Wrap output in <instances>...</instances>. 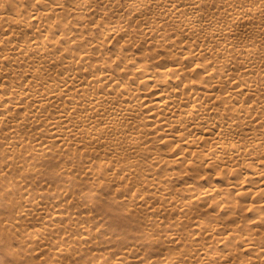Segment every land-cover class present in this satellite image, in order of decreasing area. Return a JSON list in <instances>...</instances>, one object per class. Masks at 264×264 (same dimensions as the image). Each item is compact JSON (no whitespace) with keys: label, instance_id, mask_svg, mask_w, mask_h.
Returning <instances> with one entry per match:
<instances>
[{"label":"bare ground","instance_id":"6f19581e","mask_svg":"<svg viewBox=\"0 0 264 264\" xmlns=\"http://www.w3.org/2000/svg\"><path fill=\"white\" fill-rule=\"evenodd\" d=\"M113 191L187 264H264V0H0L6 239L74 264ZM109 233L87 264H131Z\"/></svg>","mask_w":264,"mask_h":264},{"label":"rangeland","instance_id":"374dc122","mask_svg":"<svg viewBox=\"0 0 264 264\" xmlns=\"http://www.w3.org/2000/svg\"><path fill=\"white\" fill-rule=\"evenodd\" d=\"M210 178L212 181L218 182V179H215L213 177ZM130 189H132V187H130ZM132 190L130 192H132ZM105 194L106 193H104L103 198L106 197ZM111 194L112 197H115V199L111 200L110 198H108L102 200L101 204L89 203L88 206L90 207L92 212L83 210V208L87 205L85 206L76 205L72 208V210L81 209L82 215H88L90 217L89 219L90 224L92 222H98V225L94 227V230L97 231L95 235L101 239H103L102 237H104L103 243L99 242L96 245H92L91 243H88V245L90 246V253L88 255H76V257H80V258H77L76 261H74L75 262L74 264H87V262L85 261L86 259H89V263L90 262L95 263L98 262L99 260H105L107 257L106 255H109L111 257H113V255L115 257L119 256V252H118L119 250L117 249L115 243L106 241L109 238V234H110L109 230H114L118 233L124 231L127 237L126 244L131 242L134 243L136 242L135 244H137V246L135 247H137V249H134L126 254L127 259L131 264H138V263L140 264L139 260L142 259L141 252L145 255V258L151 256L150 258H148L150 260L153 258H157L158 260L163 261L164 257H168L171 258L172 260L179 259L181 261L182 259L185 258V254L188 252V250L187 249L182 250L181 251L182 255L179 258H176L177 256L176 252H178L180 249L172 245L169 242V239H166L167 233L164 231V229L163 232L162 228L160 230L156 228L157 223L161 224L162 225L161 227L168 226L169 228H171V224L169 223H173V221H175V219L174 220L172 219L174 218V216L164 215L163 217H160L156 215L154 216L150 225L142 226L141 212L136 213L135 210L133 211V214H136L137 218L139 219V222L137 223L135 221H132L128 216L124 214L123 209L126 206L127 203L126 200L128 194L126 193L127 196L126 194H124L126 199H124V197L118 196L114 191ZM1 207H3V205L0 202V208ZM118 221H123V225H120ZM161 221L163 223H161ZM4 222H5V216L3 214V211H0V264H51L53 259L60 258L61 255L60 256L56 255L54 251L46 250L43 252H39V250L37 249L31 250L27 247H25V249L20 248L19 244L16 241H11L6 239L2 231V226ZM113 223L115 224L118 223L119 228L117 229L115 226H113L112 225ZM100 224H103L102 228L104 227L105 224V227H107L108 230H105L106 229L105 227L101 230L100 229L101 227L99 228ZM6 244H8L9 247H7ZM150 245L153 246L152 248L153 250H155V252H153L149 256H146L147 251L145 252V249L151 248ZM218 249L221 250L223 249V247L218 246ZM28 254L32 255L31 258L29 257ZM244 256H248V254H245ZM26 257L27 258L29 257V259L26 260L27 259ZM91 259L93 261H91ZM82 260L84 261V263ZM184 260L186 264L189 262L187 259ZM231 260L232 257L230 256L228 258V261H226V263H229Z\"/></svg>","mask_w":264,"mask_h":264}]
</instances>
